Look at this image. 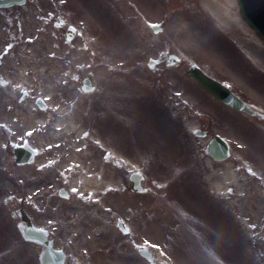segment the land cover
<instances>
[{
	"label": "rangeland",
	"instance_id": "obj_1",
	"mask_svg": "<svg viewBox=\"0 0 264 264\" xmlns=\"http://www.w3.org/2000/svg\"><path fill=\"white\" fill-rule=\"evenodd\" d=\"M209 1L0 7V264H42L44 247L24 235L27 215L66 252L64 264H264V39L238 0L246 31H231ZM193 63L263 116L214 99L187 76ZM59 107L85 132L64 133L62 153L79 154L77 167L41 148ZM215 135L229 158L209 154ZM16 145H31L34 159L18 163ZM134 171L143 192L130 189ZM220 177L230 183L216 186Z\"/></svg>",
	"mask_w": 264,
	"mask_h": 264
},
{
	"label": "water",
	"instance_id": "obj_2",
	"mask_svg": "<svg viewBox=\"0 0 264 264\" xmlns=\"http://www.w3.org/2000/svg\"><path fill=\"white\" fill-rule=\"evenodd\" d=\"M25 2L26 0H0V7H11L13 5L24 4ZM238 3L243 18L255 29L257 34L264 39V0H238ZM155 31H157V28H155ZM175 59H177L176 56ZM186 74L194 79L200 87L214 99L224 105L250 116H263L259 108L243 100L239 95L233 92L229 86L207 74L199 65L195 63L191 64ZM95 88L94 75L90 73L83 79L82 89L90 92ZM26 96L27 92H24V97ZM38 102L40 104V100H38ZM14 152L18 162H30L34 158V150L29 146H15ZM208 152L213 159L221 161L230 157L231 148L223 137L215 135L208 144ZM143 180V173L139 171L132 172L130 176V189L139 193L145 191ZM60 195L66 196V194L63 193V189L60 191ZM23 215L25 216V213H23ZM25 221L26 223L23 227V231L26 239L44 247L41 259L42 264H64L67 258L66 252L56 248L53 241L49 238L48 233L43 228L36 226L30 216H25ZM118 226L123 232H127V227H125L123 221L120 220ZM139 252L149 261L152 262L154 260V255L147 248H141Z\"/></svg>",
	"mask_w": 264,
	"mask_h": 264
},
{
	"label": "bare ground",
	"instance_id": "obj_3",
	"mask_svg": "<svg viewBox=\"0 0 264 264\" xmlns=\"http://www.w3.org/2000/svg\"><path fill=\"white\" fill-rule=\"evenodd\" d=\"M209 2H210L209 0H203V3L208 8H209ZM212 4L217 9L216 11L219 13L218 16L227 24V26L230 28L231 31H239V30L246 31L247 30L245 23L242 22V20L237 16V13L235 12L234 0H226V2L225 1L223 2V0H213ZM63 108L64 107H59L58 109L60 114L54 126L53 132L51 134L50 142L47 144V143H44V141H42L43 145L41 148L45 152H46V149H48L47 151L57 154L58 158L56 159V161L58 162V164L63 166L65 165L64 164L65 162H68L72 166L77 167L78 165H80V163L78 162V159L76 158L78 157L79 154L70 155L68 152L62 153V151L66 149V146L68 143L66 135H70L71 133L75 132L77 133V136L79 134H81V136H84L85 132L79 128V125H78L79 122L77 120L78 118L75 119L73 116H69L70 117L69 119L66 113V110L64 109L65 111H63ZM71 127H72V130L68 129ZM91 140H93V137ZM76 175L77 177L73 179L74 184H78L79 181L82 180L84 176L81 174H76ZM231 180L234 181V178H232ZM229 183H230V179H227L224 177H220L215 181L216 186H224L225 184H229ZM90 194H93V193H90Z\"/></svg>",
	"mask_w": 264,
	"mask_h": 264
},
{
	"label": "flooded vegetation",
	"instance_id": "obj_4",
	"mask_svg": "<svg viewBox=\"0 0 264 264\" xmlns=\"http://www.w3.org/2000/svg\"><path fill=\"white\" fill-rule=\"evenodd\" d=\"M69 34V33H68ZM51 35L53 36V37H55L56 38V36H57V34H56V31H51ZM69 36V35H68ZM53 48V52L54 51H56L57 49V43H56V41H55V43L53 44V46H52ZM53 54V53H52ZM81 82H82V80H81ZM45 97L44 96H37V98H36V104H37V106L41 109V110H48V105H47V103H46V101H44L45 99H44ZM38 100H40V104L42 105H40L39 104V102H38ZM41 131V130H40ZM41 135H43V134H41ZM120 221V220H119ZM119 223V222H118ZM120 228V227H119ZM122 231V230H121ZM141 249V248H140Z\"/></svg>",
	"mask_w": 264,
	"mask_h": 264
}]
</instances>
